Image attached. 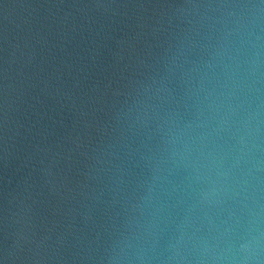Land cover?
<instances>
[{
    "label": "water",
    "instance_id": "obj_1",
    "mask_svg": "<svg viewBox=\"0 0 264 264\" xmlns=\"http://www.w3.org/2000/svg\"><path fill=\"white\" fill-rule=\"evenodd\" d=\"M0 264H264V0H0Z\"/></svg>",
    "mask_w": 264,
    "mask_h": 264
}]
</instances>
